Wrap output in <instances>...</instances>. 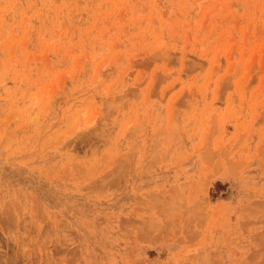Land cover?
Masks as SVG:
<instances>
[{
	"label": "rangeland",
	"instance_id": "374dc122",
	"mask_svg": "<svg viewBox=\"0 0 264 264\" xmlns=\"http://www.w3.org/2000/svg\"><path fill=\"white\" fill-rule=\"evenodd\" d=\"M0 264H264V0H0Z\"/></svg>",
	"mask_w": 264,
	"mask_h": 264
}]
</instances>
